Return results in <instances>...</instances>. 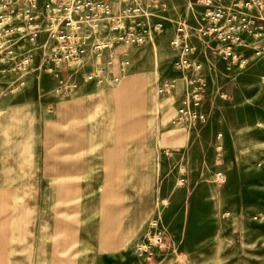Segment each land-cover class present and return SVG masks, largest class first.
Returning <instances> with one entry per match:
<instances>
[{
  "label": "rangeland",
  "instance_id": "obj_1",
  "mask_svg": "<svg viewBox=\"0 0 264 264\" xmlns=\"http://www.w3.org/2000/svg\"><path fill=\"white\" fill-rule=\"evenodd\" d=\"M173 6L176 16L164 17L165 23L201 28L203 8L196 0L191 16L185 15L187 0H173ZM167 24L142 46L119 43L110 64L95 54L81 67L60 71L55 90L77 84L93 94L79 123L88 128L79 156L105 164L90 169L85 163L80 175L45 168L47 152L53 153L49 164L66 162L55 150L69 126L53 117L34 127L31 100L2 95L12 81L0 80V264H264V62L242 72L234 85L226 73L209 80L206 125L177 126L173 94L161 92L166 80H176L171 63L180 58L168 45ZM98 71L100 83L84 81ZM38 83L45 89L54 82ZM183 90L184 99L188 88ZM223 91L229 96L221 97ZM184 127L195 140L187 155L167 149L169 131ZM47 129L50 143L41 137ZM95 132L99 143L91 142ZM219 134L221 184L213 177ZM153 220L162 246L141 258L135 245L149 243Z\"/></svg>",
  "mask_w": 264,
  "mask_h": 264
},
{
  "label": "built area",
  "instance_id": "obj_2",
  "mask_svg": "<svg viewBox=\"0 0 264 264\" xmlns=\"http://www.w3.org/2000/svg\"><path fill=\"white\" fill-rule=\"evenodd\" d=\"M196 3L203 8L201 35L229 43L226 48L213 50V54L229 60L227 70L233 65L244 69L246 60L233 53L230 45L238 43L243 33L264 40V30L253 29L251 15L253 11H264V0H196ZM167 9V0H0V80L12 81L2 95H14L24 89L35 72L53 76L62 84V69L81 67L95 54H99V59L102 54H111L119 43L144 45L162 32ZM260 21L264 24V19ZM176 34L170 47L180 52V58L173 67L183 77L165 82L161 92L175 94L179 81H187L186 97L177 109L174 122L189 126L203 124L206 118L200 108L206 84L200 64L191 59L196 48L183 44L184 22L178 24ZM37 55H40L39 64ZM109 59L106 64L112 63V58ZM128 64L125 61L121 66ZM101 72L98 71L99 76L86 75L84 81L100 83ZM76 89L77 84L60 86L55 93L69 94ZM215 181L224 182L222 173L215 175ZM159 225L158 221H151L148 229L155 233L147 237L149 243L135 245L139 257H149L152 250L162 246Z\"/></svg>",
  "mask_w": 264,
  "mask_h": 264
},
{
  "label": "crops",
  "instance_id": "obj_3",
  "mask_svg": "<svg viewBox=\"0 0 264 264\" xmlns=\"http://www.w3.org/2000/svg\"><path fill=\"white\" fill-rule=\"evenodd\" d=\"M167 1H168V9L163 14V17L166 16L168 17L169 14L170 15L172 14L171 16L173 17L176 16V10L173 6V0H167ZM190 5H191V0H187V6L189 7V9L187 8L185 12L186 16L192 15ZM251 15L253 17V23H254L253 26L255 27L253 29L255 31L259 29L264 30V28H259L261 26H264V24L260 21V19L261 20L264 19V11L263 12L253 11ZM166 21L169 22V24L165 23L164 20L162 21V23H163V28L165 24H167L166 26L167 29L171 31L170 40L168 42V45L170 46L171 40H173L174 37L177 35L176 30L178 24H180L181 22L180 21L176 22L175 20H169V19H167ZM192 39H195V41ZM183 44L186 46H192L196 48V51L194 55L191 56V59L194 62L200 64L201 66V74L203 75V78L206 82L204 97L207 96L208 93L207 82L209 80H212V78L214 77H218V74L223 75L226 73L228 76L231 75V79L227 81V84L232 83L234 85L235 84L234 81L242 74V72L249 70L257 62L260 61L264 62V51H262V48H264V40L257 39L252 34H248V33L241 34L239 42L230 45V48L232 49L233 53L237 54L238 56H241L242 59L246 60L247 64L244 69H239L236 65H233L231 66L230 70H227V68L230 66L229 60H223L221 57L214 55L213 50L217 48H226L229 46V43H220L213 38L203 37L201 35L200 28L194 29L186 26V35H185V39L183 40ZM178 53L180 54L179 51ZM113 54L114 51L111 54H107V53L103 54V56L99 59L100 62H105V63L108 62L109 58H113ZM217 64L222 65V71L220 70L218 71L216 69ZM171 65L172 67L174 66L173 63H171ZM173 70L176 72V76L177 77L179 76L178 79H181L183 77L181 73L177 72L174 69V67ZM170 80H166V81H170ZM40 81L41 82L47 81L48 83L53 81L54 83L53 85H50V83L47 84V88L45 89H37L35 86H38L39 85L38 82ZM57 81L58 80L55 79L53 76L44 74L42 72H35L27 80V84L25 88L19 91L18 93L14 94L13 99H17L19 97H26L28 98L26 99L27 101L31 100V104L27 108V112L31 114V119L33 120L32 125L34 127H36V123L38 119L43 118L46 121L47 119H52L53 117L56 118V122L61 123L62 126L63 125L69 126V129L66 132H63V134L59 136V141L61 143V146L55 150V153H57L56 155L61 156L62 161H66V162L60 163L59 159L57 158L58 160L54 165L51 163L49 164L47 160L51 161L52 158L48 157V155H51L53 153L47 152L45 168L46 170H51V171L54 170L55 175H71V176L80 175L79 170L81 169L82 165L84 166L85 163L86 164L88 163L87 167L91 169L96 167L97 164L101 165L103 162V160L102 162L101 160H99L96 163V158L94 156L93 158H90L88 156L81 158V156H79V154L81 153L80 144L85 143V133L87 132L88 129L87 126H83L79 123L81 122V119H85V117L87 116L86 114L91 109V106L86 104V102L88 101L86 100V98L91 97L93 94H90L91 92L90 89L77 88L75 91L68 94V96H72V98L75 97L76 100H73L74 102L73 101L65 102L62 100L64 97H60L61 95H57L55 93V87ZM85 85L86 84H84V86ZM181 85L183 86L181 88L182 92H179V90H177V92L172 96V102H173L172 106L173 107L175 106L176 112L184 96L183 88L184 86L188 88L187 81L185 82L183 81ZM232 92L233 90H230L229 93L231 94ZM227 96L229 95L223 91L221 97H227ZM162 104L163 103L159 102L158 109L159 107H162ZM203 104L200 108V112L205 115L206 120L203 124H196L194 126L195 130L197 128H202L203 126H205L208 121V115L203 108ZM173 123L177 126L182 125L176 122ZM81 130L83 131L82 135L80 134ZM103 130L105 135L106 133L105 124L103 126ZM180 131L181 130L169 131V134L167 135V143L169 147H167V149L176 150L182 155H187V153L188 152L190 153L192 150L190 148L193 145V143H191L190 141H195V140L192 136H190L192 135L191 129L187 130V128L184 127L183 131L182 132ZM95 134H94L95 136L92 137L91 142L93 143V140L95 139L96 141H94V143H97V140L99 143V141H101L102 139L99 136L100 132L99 133L95 132ZM195 135L198 136L197 131ZM41 137L43 139L45 138L47 143L51 142L48 140H53L54 138L53 133H51L48 129L47 132L45 133V136L42 135ZM103 140H106L105 137L103 138ZM221 142H222V135L220 134L216 135L214 139V157H213L214 167L216 168L215 172L213 173L214 178L217 173H222L220 167L223 164L222 161L220 160L221 157L219 150L217 148L219 143ZM97 159L100 158L98 157ZM89 162L91 163L89 164ZM103 164H105V162H103ZM188 201L189 198L187 197V200L184 201V203L186 204V208L190 207L188 206L189 203Z\"/></svg>",
  "mask_w": 264,
  "mask_h": 264
}]
</instances>
